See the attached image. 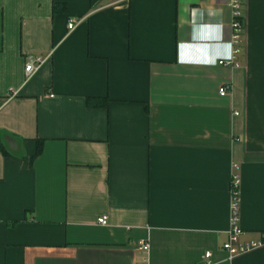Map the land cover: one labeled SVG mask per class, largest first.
<instances>
[{"label": "crops", "instance_id": "crops-1", "mask_svg": "<svg viewBox=\"0 0 264 264\" xmlns=\"http://www.w3.org/2000/svg\"><path fill=\"white\" fill-rule=\"evenodd\" d=\"M113 1L0 0V264H264V0Z\"/></svg>", "mask_w": 264, "mask_h": 264}, {"label": "built area", "instance_id": "built-area-1", "mask_svg": "<svg viewBox=\"0 0 264 264\" xmlns=\"http://www.w3.org/2000/svg\"><path fill=\"white\" fill-rule=\"evenodd\" d=\"M119 1V0H114ZM229 6L231 9V39L230 43L232 45V54L237 52V46L240 43L242 31L244 28L243 13H242V0H229ZM79 23L78 19H70L67 22V29L73 30ZM49 55H30L28 56L27 62L24 66V72L27 77L34 74L42 63L46 60ZM219 64H229L232 60H219ZM218 93L221 96H225L228 93L226 85L220 86ZM49 96H53V93H49ZM232 202H231V217H230V228L228 230V238L223 243L222 248L228 253L229 258H233L236 255L255 250L264 247V232L259 238L253 239L247 242L241 240L243 230L239 225L238 216V183L235 179L232 181ZM106 215L98 217L97 222L99 224H106ZM149 244L146 241L141 242L138 245V250L146 252L148 250ZM210 253H205V257H209Z\"/></svg>", "mask_w": 264, "mask_h": 264}, {"label": "trees", "instance_id": "trees-1", "mask_svg": "<svg viewBox=\"0 0 264 264\" xmlns=\"http://www.w3.org/2000/svg\"><path fill=\"white\" fill-rule=\"evenodd\" d=\"M52 9H53V12H57L58 10H64V6L58 7V5L53 3ZM107 104H108L107 99L99 100L98 98H92V97L86 98V105H88V106H106ZM42 143H43V141L41 139L36 140V149H35V152H34L32 158L37 157L41 153ZM0 151L2 152V154L7 155V151L4 149V147L2 146L1 143H0Z\"/></svg>", "mask_w": 264, "mask_h": 264}]
</instances>
